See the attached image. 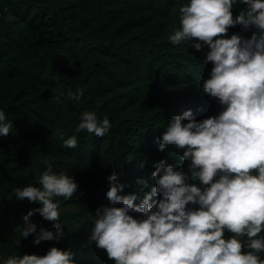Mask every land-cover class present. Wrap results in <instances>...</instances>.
<instances>
[{
    "label": "trees",
    "instance_id": "trees-1",
    "mask_svg": "<svg viewBox=\"0 0 264 264\" xmlns=\"http://www.w3.org/2000/svg\"><path fill=\"white\" fill-rule=\"evenodd\" d=\"M183 2L0 0V107L12 120L9 133L0 134V258L17 251L46 254L56 245L70 249L76 264H114L90 239L96 209L111 203L108 175L120 172L123 193L142 198L155 184V161L165 158L190 171L181 151L171 144L161 150L156 138L174 114L191 108L201 119L222 106L200 87L213 67L207 45L198 50L168 39L180 26ZM243 7H234V15ZM252 30L240 22L227 35L250 36ZM80 88L78 100L68 95ZM85 110L108 116L109 131L98 136L78 129ZM73 134L78 145L66 146L64 139ZM49 165L73 174L79 188L69 199L56 197L63 235L36 244L35 233L20 237V227L40 202L21 199L14 189L38 183ZM138 177L148 185H137ZM30 219L37 232L56 231L39 212Z\"/></svg>",
    "mask_w": 264,
    "mask_h": 264
},
{
    "label": "clouds",
    "instance_id": "clouds-1",
    "mask_svg": "<svg viewBox=\"0 0 264 264\" xmlns=\"http://www.w3.org/2000/svg\"><path fill=\"white\" fill-rule=\"evenodd\" d=\"M179 21L168 39L198 50L207 45L206 60L213 67L200 87L222 108L201 119L191 108L174 114L157 136L161 150L171 144L181 151L190 171L165 158L155 161V184L139 198L137 192L123 193L126 184L113 170L106 193L111 203L96 209L90 239L107 250L114 264H264V0H185ZM240 22L253 29L251 35H227ZM83 91L68 95L78 100ZM110 128L108 116L81 113L78 129L103 136ZM11 129L12 120L0 107V134ZM63 143L75 147L78 137L73 134ZM136 183L148 185L139 177ZM78 188L73 174L51 165L38 175V183L17 186V197L40 202L24 214L20 237L35 233L36 244L59 239L62 201L56 197L69 199ZM36 212L54 221L56 231L37 232L30 219ZM73 255L53 245L46 254L17 251L0 258V264H76Z\"/></svg>",
    "mask_w": 264,
    "mask_h": 264
}]
</instances>
